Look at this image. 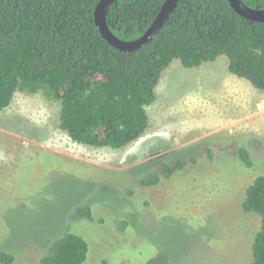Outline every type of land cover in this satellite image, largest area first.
I'll return each instance as SVG.
<instances>
[{"label": "rangeland", "instance_id": "obj_1", "mask_svg": "<svg viewBox=\"0 0 264 264\" xmlns=\"http://www.w3.org/2000/svg\"><path fill=\"white\" fill-rule=\"evenodd\" d=\"M228 65L175 59L147 107L150 127L120 149L73 141L60 101L17 92L0 111V250L40 264L73 229L89 242L84 264H252L261 217L243 201L264 174V90ZM84 205L92 220L76 215Z\"/></svg>", "mask_w": 264, "mask_h": 264}, {"label": "trees", "instance_id": "obj_2", "mask_svg": "<svg viewBox=\"0 0 264 264\" xmlns=\"http://www.w3.org/2000/svg\"><path fill=\"white\" fill-rule=\"evenodd\" d=\"M264 9V0H243ZM100 0H0V111L17 92H43L61 102L59 127L80 144L120 149L140 139L151 119L163 72L178 59L200 67L220 56L229 70L264 90V22L242 16L230 0H179L159 33L137 50L114 47L99 31ZM165 0H117L107 23L134 40L151 26ZM241 155L250 163L248 151ZM181 165L164 166L167 175ZM151 175L144 185L158 183ZM243 208L261 217L252 264H264V174L248 186ZM90 205L79 218L92 220ZM75 231V230H74ZM89 242L73 229L52 240L40 264H84ZM15 255L0 250V264Z\"/></svg>", "mask_w": 264, "mask_h": 264}, {"label": "water", "instance_id": "obj_3", "mask_svg": "<svg viewBox=\"0 0 264 264\" xmlns=\"http://www.w3.org/2000/svg\"><path fill=\"white\" fill-rule=\"evenodd\" d=\"M117 0H100L95 10V23L102 35L116 48L124 51H133L142 47L153 39L162 28L170 13L174 10L179 0H165L161 11L146 30L137 39L124 40L116 36L107 23V13L109 7ZM233 7L244 17L255 21L264 22V9L254 8L247 5L243 0H230Z\"/></svg>", "mask_w": 264, "mask_h": 264}]
</instances>
